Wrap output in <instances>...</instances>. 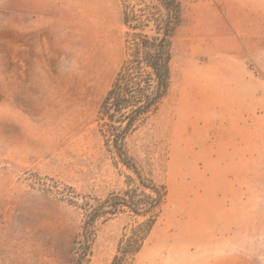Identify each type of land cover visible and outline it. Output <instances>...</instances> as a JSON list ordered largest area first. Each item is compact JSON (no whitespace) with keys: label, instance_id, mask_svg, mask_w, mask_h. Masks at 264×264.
Instances as JSON below:
<instances>
[{"label":"rangeland","instance_id":"rangeland-1","mask_svg":"<svg viewBox=\"0 0 264 264\" xmlns=\"http://www.w3.org/2000/svg\"><path fill=\"white\" fill-rule=\"evenodd\" d=\"M167 94L127 146L167 187L129 264H264V0H179ZM121 0H0V264H74L86 199L132 169L99 131L126 57ZM142 219H100L111 264Z\"/></svg>","mask_w":264,"mask_h":264},{"label":"trees","instance_id":"trees-1","mask_svg":"<svg viewBox=\"0 0 264 264\" xmlns=\"http://www.w3.org/2000/svg\"><path fill=\"white\" fill-rule=\"evenodd\" d=\"M126 57L102 98L99 131L108 151L132 169L133 185L104 199H86L82 237L74 264H85L91 253L100 219L120 212L141 218L124 233L111 264H129L158 220L167 187L147 179L130 155L127 141L145 124L167 94L172 53L170 37L180 21L179 0H121Z\"/></svg>","mask_w":264,"mask_h":264}]
</instances>
